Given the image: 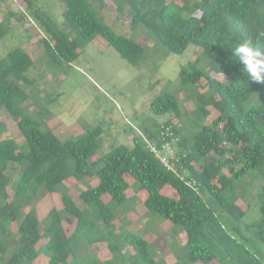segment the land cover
I'll list each match as a JSON object with an SVG mask.
<instances>
[{
	"label": "trees",
	"instance_id": "obj_1",
	"mask_svg": "<svg viewBox=\"0 0 264 264\" xmlns=\"http://www.w3.org/2000/svg\"><path fill=\"white\" fill-rule=\"evenodd\" d=\"M26 1L44 29L46 57L55 73L74 66L99 35L132 64L150 57L140 38L118 33L92 0H64L63 27L48 10L33 9L35 0ZM116 2L122 14L129 7L134 28L145 27L169 53L182 54L192 43L202 47L212 72L202 67V57L184 67L178 90L196 108L184 110L169 87L156 97L153 108L157 115L171 113L180 121L173 117L148 127L147 140L102 153V125L62 139L47 123L53 114L47 104L41 103L39 113L25 106L32 99L29 88L37 86L31 74L37 59L22 47L12 49L0 60V109L12 114L25 141L3 138L6 128L0 120V264H38L44 254L49 264H168L155 256L158 246L150 237L129 229L127 221L119 225L118 209L136 208L142 191L153 216L151 228L164 219L187 232L185 246L171 244L177 245L182 264L217 259V264H264V256L247 244V239L264 243V185L259 194L262 218L253 223H245L252 206H241L237 192L247 186L241 181L252 171L264 176V83L248 80L233 52L249 40L264 49V0ZM201 82L206 90L200 92ZM190 113L193 119L183 118ZM168 128L177 139V171L153 150V145H163ZM14 164L21 170L13 183L9 170ZM88 177H98L99 184L80 187L78 196L86 204L82 208L68 183L79 185ZM132 188L136 197L129 196ZM42 191L60 196L62 206L51 210L45 229L35 206ZM101 242L110 248L105 258L92 250Z\"/></svg>",
	"mask_w": 264,
	"mask_h": 264
},
{
	"label": "rangeland",
	"instance_id": "obj_2",
	"mask_svg": "<svg viewBox=\"0 0 264 264\" xmlns=\"http://www.w3.org/2000/svg\"><path fill=\"white\" fill-rule=\"evenodd\" d=\"M92 1L118 33L140 38V42L148 47L149 59L139 65L132 64L102 35H99L83 50L81 58L75 62L74 66L68 71L55 73L49 68L47 61L46 48L42 40L44 29L31 14L27 1L0 0V23H4V26L0 27V60L17 47L30 52L37 59L36 67L31 72L32 77L37 79V86L29 88L32 99L27 101L25 106L39 113L43 109L42 105L47 104L53 112L52 116L46 119L47 123L62 139L76 138L87 127L102 125L105 131L101 137L103 145L101 152L104 153L110 151L115 145L134 146L140 139L147 140L148 127H154L173 117L179 118L171 113L157 115L153 108L156 97L169 87L181 98L184 110H194L195 102L185 99L184 94L178 90L181 85V71L184 67L189 68L191 63L199 57H202V67L208 72H212V65L203 48L195 43L190 44L182 54L169 53L163 45L160 46L157 40L147 33L148 31L144 30L145 27L134 28L133 15L129 7L126 9L128 11L122 14L116 0H105V4L99 0ZM36 7L48 10L61 27L65 25L64 0H35L33 9ZM25 12L27 16H24ZM205 85V82H201L200 92L206 90ZM183 118L191 120L194 115L186 114ZM0 120L4 122L6 128L3 138H18L21 142L25 141L21 129L9 111L0 109ZM176 121H180V118ZM20 170L21 167L18 164H14L9 170L13 183L19 179ZM260 174V170L252 171L245 180L241 181L247 186L240 187L237 191L241 196V206L245 209H248L250 204L252 206L245 218V223H253L262 218L259 194L264 185V176ZM68 184L70 191L77 197L80 207L85 208L86 204L78 196L80 187L97 186L99 178L88 177L79 185L72 180ZM245 187H247L246 190ZM166 191L172 194L170 189ZM140 194L142 199H137L136 208L118 209L119 225L127 221L129 229L141 232L150 237L152 242H156L158 249L155 256L159 260H164L168 264H182L174 248V246L177 248V245L171 244L177 242L180 245L179 248L185 246L189 240L187 232L180 230L172 221L164 219H156V225L151 228L153 216L144 203L145 192L142 191ZM129 196L136 197L134 188L129 190ZM60 201V196L45 191H42L36 199L35 206L39 210L43 229L47 226V217L51 210L61 206ZM217 212L221 214L222 209L217 208ZM66 226L71 227L69 224ZM13 229L17 231V223H13ZM229 230L233 234L237 233L234 226H230ZM236 235L241 238L240 233ZM247 244L264 256V243L261 240L250 242L247 239ZM93 249L103 258L110 253V248L105 242L94 245ZM128 254L131 255L130 252ZM217 261L218 259L209 264H217ZM49 263L50 259L45 254L38 261V264Z\"/></svg>",
	"mask_w": 264,
	"mask_h": 264
},
{
	"label": "clouds",
	"instance_id": "obj_3",
	"mask_svg": "<svg viewBox=\"0 0 264 264\" xmlns=\"http://www.w3.org/2000/svg\"><path fill=\"white\" fill-rule=\"evenodd\" d=\"M251 82L264 83V49L254 46L252 41L241 43L233 51Z\"/></svg>",
	"mask_w": 264,
	"mask_h": 264
},
{
	"label": "built area",
	"instance_id": "obj_4",
	"mask_svg": "<svg viewBox=\"0 0 264 264\" xmlns=\"http://www.w3.org/2000/svg\"><path fill=\"white\" fill-rule=\"evenodd\" d=\"M164 135L166 137H164L163 145H153V150L170 170L177 171L181 162L176 144L177 139L170 128L164 131Z\"/></svg>",
	"mask_w": 264,
	"mask_h": 264
}]
</instances>
